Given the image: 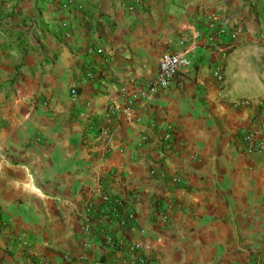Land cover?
Masks as SVG:
<instances>
[{
	"label": "crops",
	"instance_id": "crops-1",
	"mask_svg": "<svg viewBox=\"0 0 264 264\" xmlns=\"http://www.w3.org/2000/svg\"><path fill=\"white\" fill-rule=\"evenodd\" d=\"M170 51L191 64L142 96ZM250 129L264 142V0H0V264H125L106 194L153 264H264Z\"/></svg>",
	"mask_w": 264,
	"mask_h": 264
},
{
	"label": "built area",
	"instance_id": "built-area-1",
	"mask_svg": "<svg viewBox=\"0 0 264 264\" xmlns=\"http://www.w3.org/2000/svg\"><path fill=\"white\" fill-rule=\"evenodd\" d=\"M98 52H100V50ZM190 64L191 62L185 56V54L173 51L163 54L159 61V69L156 76L146 85L145 88H143L141 95L151 96L156 94L159 90L170 89L176 79L179 78L183 73L184 68L188 67ZM221 70L222 66H219L217 69H215V76L217 77L219 83L223 84L224 76L221 74ZM71 94L73 96H77L78 92L76 89H73ZM261 100L262 99H258L257 101H254L251 99H245L236 101L235 104L239 106H251L255 102H260V104H262L263 100ZM260 135L261 133L258 129L243 131L242 141L248 145L246 148L248 153H261L264 151V142L261 140ZM173 141V132L169 130L162 137L159 147L169 150ZM150 174L156 176V171L153 169L150 171ZM160 176L164 181L168 179L164 173H162ZM168 183H170L171 187L173 188L174 186L177 187L183 183L185 184L186 179L181 173H177L168 179ZM172 190L173 189H168L165 191V195L168 197ZM104 201L110 202L114 205L118 225L127 232L130 238L127 239L126 236L125 239H127V241H124L123 238L117 239L114 236L108 234L105 235V243L111 247H122V249L125 248L124 250L127 252L125 264H153V258L148 253V248L142 241L136 238V234H139L140 232L138 218L129 210V207L124 201L120 199H114L108 194L104 196ZM157 205V207L160 209L161 224L168 226L170 224L171 218V204L168 205L167 210H161L164 208L162 204L157 203Z\"/></svg>",
	"mask_w": 264,
	"mask_h": 264
}]
</instances>
